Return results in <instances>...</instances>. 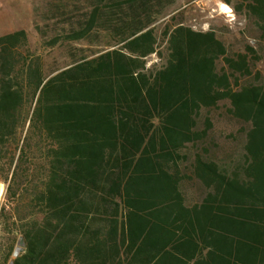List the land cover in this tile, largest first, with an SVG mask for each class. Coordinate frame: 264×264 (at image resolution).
Returning a JSON list of instances; mask_svg holds the SVG:
<instances>
[{
    "label": "trees",
    "instance_id": "1",
    "mask_svg": "<svg viewBox=\"0 0 264 264\" xmlns=\"http://www.w3.org/2000/svg\"><path fill=\"white\" fill-rule=\"evenodd\" d=\"M244 1L264 33V0ZM175 2L38 0L37 45L0 35V264H264V85L233 87L218 60L245 75L246 53L174 21ZM223 99L249 123L246 161L197 154L188 202L186 148Z\"/></svg>",
    "mask_w": 264,
    "mask_h": 264
},
{
    "label": "rangeland",
    "instance_id": "2",
    "mask_svg": "<svg viewBox=\"0 0 264 264\" xmlns=\"http://www.w3.org/2000/svg\"><path fill=\"white\" fill-rule=\"evenodd\" d=\"M38 0H0V35L24 29L31 43H38L34 28V4ZM174 21H183L196 30L213 29L234 58L246 53L250 73L230 69L224 58L218 60L220 71L230 74L233 87L243 83L264 85V33L259 19L248 12L244 0H176L173 6ZM158 51L145 57L146 66H160L165 62L166 48L160 41ZM161 53V54H160ZM49 66L67 61L64 49L56 47L43 51ZM197 128L205 130L203 137L187 146V159L182 163L186 172L183 189L188 202H194L206 190L191 172V162L197 154L214 159L223 166L235 168L246 161L244 145L249 123L235 117L228 100L223 99L213 107L203 108L197 118ZM0 206L4 201L5 185L0 181Z\"/></svg>",
    "mask_w": 264,
    "mask_h": 264
},
{
    "label": "water",
    "instance_id": "3",
    "mask_svg": "<svg viewBox=\"0 0 264 264\" xmlns=\"http://www.w3.org/2000/svg\"><path fill=\"white\" fill-rule=\"evenodd\" d=\"M8 264H13V261H12V260H10V261L8 262Z\"/></svg>",
    "mask_w": 264,
    "mask_h": 264
},
{
    "label": "clouds",
    "instance_id": "4",
    "mask_svg": "<svg viewBox=\"0 0 264 264\" xmlns=\"http://www.w3.org/2000/svg\"><path fill=\"white\" fill-rule=\"evenodd\" d=\"M0 193H2V189H0Z\"/></svg>",
    "mask_w": 264,
    "mask_h": 264
}]
</instances>
